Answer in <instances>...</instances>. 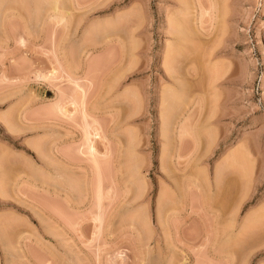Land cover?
I'll list each match as a JSON object with an SVG mask.
<instances>
[{"label": "rangeland", "instance_id": "1", "mask_svg": "<svg viewBox=\"0 0 264 264\" xmlns=\"http://www.w3.org/2000/svg\"><path fill=\"white\" fill-rule=\"evenodd\" d=\"M55 2L0 0V264H264V0Z\"/></svg>", "mask_w": 264, "mask_h": 264}, {"label": "bare ground", "instance_id": "2", "mask_svg": "<svg viewBox=\"0 0 264 264\" xmlns=\"http://www.w3.org/2000/svg\"><path fill=\"white\" fill-rule=\"evenodd\" d=\"M50 1H54L55 2V0H50ZM180 1V0H179ZM188 1V0H187ZM56 2L58 3V0H56ZM55 2V3H56ZM184 1H181V4H182V14L185 12V11H190L189 10V2H186L187 3V5L185 4V3H183ZM191 4V3H190ZM56 6V5H55ZM54 6V7H55ZM57 8V7H56ZM181 9V8H180ZM191 13V12H190ZM185 14V13H184ZM187 15H189V14H187ZM186 16V15H185ZM189 17V16H188ZM59 19V18H58ZM188 19V18H187ZM187 22H189V19H188V21ZM177 23V24H176ZM183 23V22H182ZM186 23V22H185ZM177 25V26H176ZM181 27L182 26V24H181V22H179V20L178 19H176L175 20V22L173 23L172 22V24H171V26H172V31H173V35H176V33H179V32H182L183 31V29H180L179 28V26ZM185 26V25H184ZM186 27V26H185ZM187 27H189V26H187ZM190 28H187L186 30H185V32H187V34H188V30H189ZM190 31V30H189ZM195 31V30H194ZM182 33H184V32H182ZM192 33V32H191ZM197 33V32H196ZM188 36V35H187ZM189 37V36H188ZM179 38V37H178ZM188 39V38H187ZM179 40H180V38H179ZM260 40H261V38H260ZM261 42V41H260ZM262 43V42H261ZM170 45V44H169ZM172 46V44L170 45V47ZM178 46V45H177ZM177 46H174L173 45V48H170V47H168L169 49H171V53H172V51L173 50H176V49H174V47H177ZM168 49V51L170 52V50ZM173 49V50H172ZM169 54V53H168ZM174 54V53H173ZM181 55V54H180ZM172 59V58H171ZM171 64H173V63H171ZM189 78V77H188ZM175 83H176V85L177 86H179V85H181V83H180V80L178 79V81H177V78H175ZM176 87V86H175ZM172 88V87H171ZM177 88V87H176ZM172 89H174V88H172ZM172 89H170L169 88V90H172ZM176 90H178V89H174V90H172V91H174L175 92V94H177V92H176ZM179 91V90H178ZM169 92V98L170 97H172L171 95H174V92H173V94H172V92L171 91H168ZM170 93H171V95H170ZM178 95V94H177ZM167 97V96H166ZM173 97H175V95L173 96ZM163 100V99H162ZM165 101V100H164ZM168 101H166V103H167ZM171 102V101H170ZM168 104V103H167ZM171 104V103H170ZM167 110V109H166ZM171 110H173V109H171ZM173 111H175V110H173ZM169 112V111H168ZM167 112V113H168ZM173 113V115L175 114L174 112H172ZM169 114V113H168ZM176 116V115H175ZM167 121H168V119H166ZM165 124L167 125L168 123L167 122H165ZM164 124V125H165ZM97 135V133L95 134V136ZM91 134H90V132L88 133V131L86 132V134H85V138H86V140H87V143L89 144V151H90V154L92 155V153L94 152L95 153V148H94V145H92V142H91ZM91 143V144H90ZM94 155V154H93ZM41 158V157H40ZM50 159H51V157H49ZM55 158V157H54ZM42 160V162H43V165H44V167H47V164L50 162V159L48 160L49 162L47 163V160L46 159H48V157L45 159V158H41ZM53 159V158H52ZM70 160V159H69ZM68 159H66L65 158V160H63V162L62 163H64V165H67L68 167L69 166H75V165H73L74 163V161L73 160H70V161H72V162H70ZM53 161V162H52ZM55 161H57V160H51V163L53 164V163H55ZM62 161V160H61ZM61 162L59 161V164H60ZM50 164V163H49ZM49 164H48V166H49ZM51 164V165H52ZM50 165V166H51ZM60 165H62V164H60ZM59 165V166H60ZM48 168V167H47ZM59 168V167H58ZM63 168H65V167H63ZM58 172V171H57Z\"/></svg>", "mask_w": 264, "mask_h": 264}]
</instances>
